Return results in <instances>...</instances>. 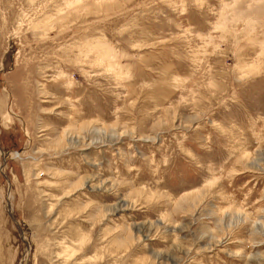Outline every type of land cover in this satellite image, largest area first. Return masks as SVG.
I'll use <instances>...</instances> for the list:
<instances>
[{
    "label": "rangeland",
    "instance_id": "1",
    "mask_svg": "<svg viewBox=\"0 0 264 264\" xmlns=\"http://www.w3.org/2000/svg\"><path fill=\"white\" fill-rule=\"evenodd\" d=\"M0 264H264V0H0Z\"/></svg>",
    "mask_w": 264,
    "mask_h": 264
}]
</instances>
